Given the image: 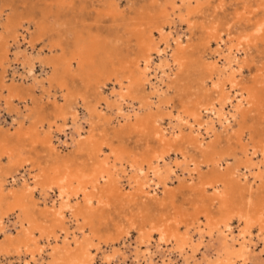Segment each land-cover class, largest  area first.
<instances>
[{
    "label": "bare ground",
    "instance_id": "6f19581e",
    "mask_svg": "<svg viewBox=\"0 0 264 264\" xmlns=\"http://www.w3.org/2000/svg\"><path fill=\"white\" fill-rule=\"evenodd\" d=\"M185 1L186 0H182V3H185ZM186 2L187 3L185 4L188 5L191 4L190 0H187ZM63 7L65 6H62V8ZM176 8L177 7L175 6V2H173L169 8L161 12V16H164V19L165 18L168 19L170 16L175 15ZM201 9H202L201 7H199L198 9H193V13L200 12ZM253 17H254V12L250 11L243 16L241 15V17L239 18L237 17L238 19L235 21L237 22L238 25L239 23H245V24L248 23L249 26H252L251 27L252 30L246 38L243 35L238 37V42L242 43L241 45L247 47L248 49L250 47L253 48L257 47L259 44L264 45V20L254 22V24H252L251 20H253ZM19 20L20 21L13 23L12 26L14 28L13 31H15L13 41L16 44V48L14 52L11 53L15 64L20 66L21 69L25 70L28 76H32L35 73L34 69L36 68V64L38 63L37 61L38 53H36L37 56L33 55L35 51L36 43L30 41L29 42L26 41V43H23L25 41V37H24L25 35H23L19 30L22 28V24H24L22 23L24 19L23 20L19 19ZM173 23L174 21L169 24V27H172ZM6 24L7 23H5V26ZM28 24H30V22ZM134 26H136V24ZM8 27L9 24L5 28ZM155 27L156 26H154V28ZM138 28L139 30L134 33L136 35L135 37H137V41L139 42L138 45H140L141 47L143 45L144 47L143 51L141 50L143 52V55L140 56L138 54L139 59L137 60L133 59V61L124 62L120 70L117 69L115 71L114 70L111 71V72L114 71L113 72L114 75H116L117 73L119 74L121 73L122 75L126 74L123 76L121 75L122 77L120 79L114 76L115 77L114 80L117 79L118 81V83L116 81V84H118L119 86L118 88L120 91H118L117 95L116 94L114 95V93L111 92L110 95L112 96V98L115 97L114 101L113 99L111 100L113 101L112 104H110L109 102L110 99L108 100V97H104L103 95L104 90L107 88L106 86L107 82L105 81L104 83L102 82L100 85L98 84L99 86L96 88L98 90L97 102L95 100L96 105H94L92 108H90L89 106L84 107L86 108L88 114V118H89L88 120L96 118L98 122H103V124L105 125L112 124V119H107L104 117V114L102 113V109H101L102 106H105L106 110L108 111L115 110L116 111L115 114L117 115V117L124 119L125 122L126 120L128 121L131 117L137 119L139 116L138 112H136V110L133 109L134 108L133 105L131 107L129 106L131 105L130 100H128L129 98L132 100H137L138 103L140 104V108L141 107L142 109L148 108L147 110H152L153 105H156L157 109H161L163 105H168L172 99H170L167 96L166 91L164 92L162 91L161 87L157 85V82H154V80L156 79L160 84L165 83L163 80V78L166 75L165 70L167 68H170L169 62L165 57V53H166V49L169 48V43L172 42L176 46V53H175L176 58L174 59L172 64L173 67L176 66L181 71L180 78L174 80L172 87L174 86L176 87L178 85L180 86V90L178 91L180 92L182 90V92L178 93L177 95H179V97L178 96L177 97L179 98L181 105L185 106L186 104L188 106L187 103H189V101H192L196 97L197 98L202 97L203 99L204 94H207L210 91L209 90L207 93H205L208 90L207 88L208 83H211L210 85L211 88L213 87L212 82H215L216 84L214 85L213 88L215 91L214 93L217 95L218 99H216V102L212 101L208 103L206 106L196 107L194 105L192 106V109L180 110L179 112L177 111V115L175 117L172 116V114L169 113L166 114L165 116L169 121L167 123V125L169 126L168 128H165V126L161 124L162 118H159L158 116H157L158 118L156 119L150 118L147 121V123L145 122V124L139 121L141 124L138 122L139 124H137L134 128L132 127L131 128L133 134H137L142 139L143 137L145 138L146 148L144 147L145 149H143V151L142 148L141 151L139 152L129 151V148L128 150L125 148L126 145L121 146L119 148L117 147V149H115L112 146V140L117 137L111 136L109 133H106L107 131L105 130H103L102 134L100 133L98 138L89 136L91 138L82 139L81 141H79L80 143L78 145L79 148L78 150L85 153V156L89 160L88 165H85V162H80V161L79 163L71 162V160H67L61 156H58L59 153L54 147L55 144L53 145V139H56L53 136L54 135L53 133L54 132L62 133L64 132L65 129L64 127H66L65 121L67 120V118L65 117V113L62 109L59 108L58 110L55 111L54 114H52L54 115L56 120L61 119L63 121L62 125L56 123V125L54 124L55 126L54 127L53 124L50 122L48 128L46 127L48 129V133L46 134V137L43 139L42 138L38 139L39 138L37 136L38 130L36 126L28 130L26 129L27 131L23 129L24 130L23 131L21 130L22 128L21 126L25 121H23L20 124L21 121L18 120L20 118L12 119L11 117L12 120L11 126L15 127V124L17 126L18 123V127H15L17 129L16 139L32 138V141L29 145H31L32 147H35L36 145H41L45 147L46 150H48V152L52 154V157H51V162L48 163L46 166H44L43 169H41V172L39 171L40 174H37L36 176L35 175L32 176L30 171H27V175L20 176L19 177L20 179L14 178L13 174L12 176L10 175V173L3 172L5 170L1 166L5 158L9 160L10 158L13 157L12 155L14 154V149H11L9 142V136L11 132L9 130L11 128L8 130L9 134L7 133L9 136L6 133L1 134L0 175L3 176L2 178H0V208H5V210L0 215V234L6 232L5 230L8 227L5 225V220H4L5 217L7 218L10 214H15V213H18L16 215L18 221H16L15 225L16 226L19 225L17 228L19 232L18 233L15 232L16 234L13 232L4 233V238L2 239V241H0V252L6 254L9 252L10 248H13V251L16 253L15 256L17 260V262L14 264H34L39 259L40 261H38L39 262L38 264H43L42 259L44 257L43 253L46 249L45 247H49V249L47 248L48 255L46 256L47 257L46 264H95L97 254L100 251L99 245L102 244V242L98 245H94L92 240L89 239V237H88L89 240H85L84 238L83 241L81 240L82 242L80 243L78 242L79 244L77 245L76 250H72L74 248L71 249L72 246L70 247V244L72 245L73 243L77 244V241L79 240L78 235L80 236L84 234L85 231L84 227L78 225L79 218L80 219L82 218L84 220V223L90 225L95 217L101 218L104 215L108 214V210L111 205L110 202L116 201L120 203L126 202L128 206H135V205L138 206V212L134 214L132 217L131 216L129 217L128 225L131 231L136 230V224L139 225L138 233L135 231V233L138 234L137 237H139L136 244H138V246H140L141 244L145 245V247L147 248L146 253L149 255L148 259H151L152 257L151 255L155 253L161 255L162 259L159 258L161 260V263L156 262L157 261L156 259L154 263H152V260L151 261L149 260L150 264H171V262H169L170 260L169 255L171 256V253L174 252L177 254V257L182 259L183 261L182 264H264V255H262L261 253L255 254L254 252L258 242L263 243L262 252H264V172L261 171L262 167H264V162H263V166L258 165L259 163L253 164L252 159L246 156L248 155L247 154L248 145L244 144V136L248 134L249 136L248 139L251 140L253 143V150H252L253 153L251 152L252 156L260 154L262 158H264V65H261L257 68V75L255 76V78H251L252 81L247 86L244 87L240 85H235V83L232 80L237 75H240L243 70V66L240 65V62L235 57L237 55L236 53H238L241 49L240 48L238 49L237 47L232 48V46L230 47L225 46L226 48L223 51L222 45L225 44L223 43L221 35H211L209 37H205L204 41L200 42L199 44H196L194 46L185 45L184 47H182L183 45L181 44H183V42L180 41L179 37L173 38L171 32L167 35L166 38L165 37L162 38L164 32L163 30H165L163 25L157 27V30H155L159 35H161V40L160 41L158 40V42H155V39L157 38H154V33L152 32V30L148 29L147 31L145 30L142 31L141 26H138ZM52 31H56L58 40L53 41L49 45H52L53 49H55V52L60 51V54H55L54 51L50 50L49 51L50 55L48 54L47 58L41 60L43 62V65L45 66V68L44 67L43 68L51 71L49 77L46 76V79L49 78L48 81L47 80L46 81L49 82L50 84L51 83L56 84L60 90L68 89L69 88L68 78L70 79L76 76L75 74L72 73L73 70L72 65L76 63L77 64L76 67H78V70L80 72H83L85 66L93 65V60L95 59V55L98 53V51H101V49L103 48L99 49V46H97V44H95L92 41L90 42L89 39L90 45L88 46L87 44L88 49H86L84 48L85 46L83 47L79 37L77 38L75 37L74 40L72 41L71 47H69L65 43V40H63L64 37L61 31H58L57 29H53V28L50 29L49 27H46L43 24L37 25L36 33H35L36 38L34 40H38L39 37H43L45 35H50V32ZM26 32H28V30ZM208 35H210L209 32ZM2 38L3 37L0 34V43H2L1 42ZM86 39L87 38H85V40ZM171 40L173 41L170 42ZM212 41H214L215 43L214 45H217L218 48L215 46L217 49L215 51L213 50L214 52L212 54H207V51L211 48L210 45ZM84 43L86 44V42ZM160 43H164V45H166V48L160 50V46H159ZM22 46L23 47L25 46L23 50H21L20 48ZM9 49L11 48H9V46L7 45L5 50L4 51L2 50V58L4 61H7L9 59V53H10ZM212 57L213 58L215 57L216 61H213L212 63L208 62V58H212ZM117 58L118 57H116V59ZM169 60L171 59L169 58ZM221 60H223V64H224V65L222 64L224 66L223 69H222L223 66L220 68L219 65V62ZM0 63L3 62L1 61ZM6 64L4 63V65ZM95 64H97V62ZM112 64L111 66L113 67ZM234 66H236L237 68L235 69ZM252 66L255 67V64ZM92 70L96 72V69H92ZM160 73L162 75L161 77L158 78L157 76ZM113 74H111V77L113 76ZM87 76L88 75H86V77ZM102 76L103 75L99 76V78H101ZM123 80H125L127 83L125 84ZM5 81H4V77L1 76L0 97L2 94H4V91L7 90L5 88L6 86L4 87ZM15 82L14 84H16ZM95 86L97 85L93 84V87ZM4 88L6 90H4ZM118 88H116V90H118ZM138 90H140L141 93L137 92ZM237 90L239 92V95L244 98L241 99L238 103H236V105L232 109L228 108L229 110L227 111L226 106L230 105V100H229L230 95L234 94L233 92L235 91L237 92ZM7 92H6L7 95L5 96H7L8 99L6 100H8L9 102H14L17 100L16 96L18 95H16L13 90H8ZM73 96L74 95L72 93L69 94L67 90V93L63 97H65L66 100H72ZM81 97L82 96L78 94L75 95L73 99L74 103L69 106L71 107L70 110L71 113L69 114V116H71L70 118L72 120V129H73L72 133L74 135H77L78 137L82 136L81 134L82 124L80 125L78 123L80 119L78 115V106H84L83 105L84 103L81 104L82 101V100L80 101ZM14 98L16 100H14ZM23 98L24 97L22 96V99ZM243 106H245L246 109H242ZM125 110L126 111L131 110V111L128 113L126 112L127 114H124ZM166 111L168 110L166 109ZM27 115L29 116V113ZM238 115H240L239 119L241 118L240 120L241 129L235 138L227 139L225 145H221L220 142H218L215 139H212L215 142L210 143V145L208 143L206 148H204V138H203L204 135L207 136L208 134H210V132L215 133L216 131H214V128L217 125H220V127L225 125L227 128H229L230 123L232 121H235ZM30 117L31 116H29V119ZM104 118L107 120L105 121ZM130 121L132 122V120ZM41 122H43V120ZM115 122H117V120ZM248 122L251 123L249 124ZM133 124L134 123H132V125ZM240 125H238V127ZM182 126L187 127L190 131V135L182 136L181 138L183 139L180 140L185 146L188 147V149H191L192 152L191 155H189L190 152L186 150L187 147H182V148L174 147L175 143L172 138L174 135L176 137L175 134L176 131H178L177 134H180L179 131ZM42 127L43 126L40 125L38 128H42ZM1 130L3 131V129ZM118 131L116 130V132ZM128 135L129 134L127 133V136ZM134 136L135 135H133V137ZM118 137H120V135ZM129 137H131V134L129 135ZM221 138L222 137H220V139ZM122 140L120 139V142ZM138 141H142V140L139 139ZM181 141L179 144H181ZM142 142H144V140ZM151 143L156 144L158 148L159 146L163 147L162 148L163 150L160 148L161 151L159 150L160 151L159 152L155 150L154 147L150 148L149 146L151 147L153 146ZM238 149L244 156H246V159L247 157L249 158L247 160L245 159L246 160L245 163H243V161L242 162L240 161V159L238 158L239 156L237 157L236 151ZM105 150L108 152H105ZM15 151L17 152L16 155L19 158V160L16 162L15 165H18L19 169H24L26 165H24L25 163H23V161L20 159L21 153L18 152L17 150ZM171 151L175 152V157L177 158V160H175L174 162L173 161L171 162L169 160L171 163H173L172 166L169 164V162L166 161V158L170 157ZM186 155L187 157L189 156L188 158L191 159L190 163L194 165L193 172H196L197 174V182L194 185H191L189 187L187 186L189 188V191L192 193L191 197L186 199L187 204L189 206L188 208H184L182 205L175 204L174 197L176 193L174 192L176 191L172 192L169 185L170 176H174L173 178H176L178 177L177 175L178 171L184 172L185 170H188L187 168L186 169L183 168L184 170L182 169L183 165L188 164L187 159H185ZM230 161L233 162L230 163ZM9 162L10 161H8V163ZM24 162L27 161L24 160ZM124 162H126L127 165H129V170L132 173H135V175L132 176V180H131L134 183V185L133 187L130 185V188H134V189L129 199H126L127 189L126 190L124 189L123 187L124 184L123 185L121 184L122 182H120L119 178L118 179L117 177L114 178L115 174L113 175V171H112L116 166L123 167ZM35 164L39 165V163L37 162H35ZM205 169H207L206 172L204 171ZM121 174L123 173L121 172ZM191 175H192V171L191 174H189V176ZM250 175L252 176L251 177L252 182H250L252 184L247 183L250 179L249 178ZM189 176L188 178H190ZM241 176L242 179L240 178ZM180 182L181 181H179V184ZM255 184H257V188L253 189L256 187V186L253 187V185ZM180 185H178L177 189L174 190H178L179 192L181 188L183 189V187ZM160 187H162L163 189V193L162 192L161 193L165 196V197L163 196L165 199L161 201L158 200L152 203V207L154 205L156 206V209L157 207L161 209V211L155 212V214L152 215L150 208L148 207V204L145 205L144 201H146L147 199H151L154 201L155 199L157 200L156 193L157 191L160 190L159 189ZM37 193L40 197V198L38 197L39 200L42 202V205H44L39 213L36 212V209L38 208L40 203L34 201L35 196H37L36 195ZM80 199H82L83 201V206H78L79 203L78 201ZM139 201H141L140 204L141 208L138 204ZM95 203L97 204L96 208H95ZM153 217L155 218L152 219ZM188 219H190L191 223L187 225L186 231L181 233L179 225L186 223L185 221H187ZM233 220H236L237 223L243 222L242 223L243 228L241 230H238L239 231L238 234L236 233L237 232L236 231L235 235H233L234 233L231 227L232 226L231 222H233ZM201 222L203 223L205 222L204 228L202 230H200ZM74 224H76V227L73 226ZM147 224L149 225V229L147 231H143V228L145 230V226ZM72 226L76 228V230L73 229L74 231H72L71 230ZM120 227L119 226L116 227V232L119 234H121L122 231ZM254 227H257L259 231L256 234V236H253L252 233L253 232L252 229ZM192 230L195 231L196 235L194 236H197V239L195 241L193 239V236H191V234L189 235L190 232H193ZM60 233H62L63 235V240H60L61 239ZM124 233L125 235L122 234L124 235L123 237L127 236L130 232L124 231ZM155 234L158 235V239L155 240L156 252L150 253V249L153 246L152 243L153 236ZM119 237H117V239ZM206 239L207 242L206 244H204ZM41 241L45 242L44 244L45 247L43 248H40ZM42 242L41 244L43 245ZM138 246H136L135 249L133 250V251L136 250L135 254L134 253L133 254L135 255L137 260L139 259L138 257L141 255L140 253L143 250V249L138 250L137 249L139 248ZM203 247L206 249V252L205 253L202 252L204 254H202L201 256L199 255L200 259L198 260L197 258L196 260L197 253L200 252L201 248ZM121 251L123 253V250ZM117 252L118 251L113 252L112 250L113 254L111 253L112 255L109 256L105 255L103 252L102 255L104 254V256H102L101 259L99 258L100 264H113V259L118 255L121 256L122 258L121 260L125 262L124 260L125 258L123 257V254L121 253L119 254L118 252V255H115V253ZM144 257L145 255L142 253L141 258ZM152 258H154V256ZM139 262L137 263L139 264Z\"/></svg>",
    "mask_w": 264,
    "mask_h": 264
},
{
    "label": "rangeland",
    "instance_id": "374dc122",
    "mask_svg": "<svg viewBox=\"0 0 264 264\" xmlns=\"http://www.w3.org/2000/svg\"><path fill=\"white\" fill-rule=\"evenodd\" d=\"M186 1H185V3H187ZM195 1L196 0H190L192 5L191 4L188 5V4L182 3V0H0V10H1L0 11V15H1V17H0V34L3 37L1 40L2 43H0V62L1 61L3 62V63H0V78L2 76V77H4V81L6 80L4 87L6 86L5 88L7 89L6 90L4 88V90H6V91H4V94H2L0 97V104H1L0 105V107H1L0 108V128L3 129V131L0 129V137H1V134H3V133L7 134L9 131H11L10 132L11 137L8 135L9 133L7 135L9 136L10 147H11V149H14V154L12 155L13 157L10 158L9 160L7 158H5L6 160L4 159V161L1 165L3 167V169L5 170L3 172L10 173V175L13 174L14 176L13 175L12 176L14 178H17V179L22 175H27V171H30L32 176H34V175L36 176L37 174H40L41 169H43L44 166H46L48 163L51 162V157H52V154L49 153L45 147H43L41 145H36L35 147H32L31 145H29L32 141V138H28V139H26V138L18 139L17 138L16 139V136H17L16 130L17 129L15 127H18V123H17V126L15 124V127L11 126V122H12L11 117H12V119L20 118V119H18L19 121H21L20 124L23 121H25V122H23V124L21 126L22 127L21 130H23V129L28 130V129H31L32 127L36 126L37 130H38L37 131V136L39 137L38 139H40V138L43 139L46 137V134L48 133L47 128H48V125L50 122L53 124V126H54V124L56 125V123L62 125L63 121L61 119L56 120L54 115H52L59 108L62 109L65 113V117L67 118V120L65 121L66 127H64L65 129H64V132H62V133H58V132L53 133L54 134L53 136L56 138V139H53V145L55 144L54 147L56 148L57 152L59 153L58 156H61L67 160H71V162L79 163V161H80V162H85V165H88L89 160L85 156V153L78 150L79 149L78 145L80 143L79 141H81L82 139H88V138H91L92 136L94 138H98L100 133L102 134L103 130H105V131H107L106 133H109L111 136H115L118 138V140H117V138H114L115 141H114V139L112 140V146L115 149H117V147L119 148L121 146L126 145L125 148L127 150L129 148V151L139 152V151H141V148L143 151V149L146 148L145 138L144 137H143V139L140 138L137 134H133V131H132V128H134L137 124H139L140 122L145 124V122L147 123V121L150 118L156 119L159 117V118H162L161 124L163 126H165V128H168L169 126L167 125V123L169 121H168L167 117L165 116L166 114L169 113L175 117L177 115V111L179 112L180 110L192 109V106H194V105L196 107L197 106H206L208 103H210L212 101L216 102V99H218V98H217V95L214 93L215 91L213 88L214 85H216V84H215V82H212L213 87L211 88V86H210L211 83H208V85H207L208 90L206 88L207 91L205 92V93H207L210 90L207 93L208 95L210 94L209 96L207 94H204V96L202 95L203 99H202V97H199V98L196 97L195 99H193L192 101H189V103H187L188 106L186 104H185V106L181 105L179 98H178L179 95H177V94L181 93L182 90L180 92L178 91V90H180L179 85L176 86L177 88L175 86L172 87L174 80L180 78L181 71L176 66L173 67V64H172V62L176 58V56H175L176 46L172 42L173 40H171L170 42H172V43H169V48L166 49L167 54L165 53V57L167 58V60L169 62V66L171 68V69L167 68L165 70V73L167 76L165 75V77H164L165 79L163 78V80L166 84L165 83L160 84L156 79L154 80V82H157V85H159L161 87L162 91L163 92L166 91L167 96L170 99H172L168 105H163L161 107V109H157L156 105H153L152 110H147L148 108H143V109H142V107L140 108V104L138 103L137 100H132L129 98L128 100H130V103H131V105H129V106L131 107L133 105V107H134L133 109L136 110V112H138V115H139L138 118L141 116L139 119L138 118L134 119V117H131L132 119L130 118L128 121L126 120V122L128 123L127 124L124 119L117 117V115L115 114V112H116L115 110H113L114 111V113H113V111H108V110H106L105 106H102L101 109H102V113L104 114V117L107 119H112V124L105 125V124H103V122H98L96 118L88 120L89 119L88 114H87L86 108H84V107L89 106L90 108H92L94 105H96L95 103L97 102V96H98L97 95L98 90L96 88L102 82L104 83L106 81L107 82L106 83L107 88L104 90L103 95H104V97H108V100L110 99L109 100L110 104H112L115 97L112 98V96L110 95L111 92H113L114 95L115 94L117 95L118 91H120L118 88L119 87L118 84H116L117 79L114 80V78L116 77V78L120 79L123 75H126V74L122 75L121 73L120 74L117 73L116 75H114L113 72L117 69L120 70V68L123 66L124 62H130V61H133V59L137 60V59H139V55L140 56L143 55L142 51H143L144 47H143V45H142V47L140 45H138L139 42L137 41V37H135L136 35L134 33V32L139 30L138 26L142 27V31H144V30L147 31L148 29L152 30V32L154 33V38H157V39H155V42H158V40L159 41L161 40V35H159L157 33V31H155V30H157V27H160L163 25L165 30H163L164 32H163L162 38H164V37L166 38L167 35L171 32L173 38L179 37L180 41L183 42V44H181V45H183L182 47H184L185 45L186 46L187 45L194 46L196 44H199L200 42L204 41L205 37H209L211 35H221L223 43L225 44V45H222L223 51L226 47H230V46H232V48L237 47L238 49L239 48L241 49L240 51L238 50L240 53L238 51H235V52H238V53H236L237 55L235 57L240 62V65L243 66V70H242V73L240 75H237L235 77L236 79L234 78L232 81L235 83V85H240V86H244V87L247 86L252 81L251 78H255V76L257 75V68L261 65H264V45L259 44L257 47H254V48L250 47L249 48L250 50L247 47L241 45L242 43L238 42V37L243 35L246 38L248 36V34L251 32L252 26H249L248 23H246L248 26L245 23H239V25H238L237 22H235V21L239 17H241V15L243 16L250 11L254 12L253 20H251L252 24H254V22L264 20V0H197L196 2ZM211 1H213V2H211ZM61 2H63V3H61ZM173 2H175V6L177 7L175 9V15L170 16L168 19H166V18L164 19V16H161V12L164 11L165 9L169 8ZM62 4H64V5H62ZM155 4H156V6H155ZM62 6H65V7L62 8ZM59 7H60V9H59ZM199 7L202 8L200 10V12H197V13L194 12L193 13V9H198ZM109 11H111L112 13ZM190 11H192V12H190ZM19 19H22V20L24 19L23 20L24 22L22 21V23L25 24V25L22 24V28L19 30L23 35H25L24 36L25 41L23 43H26V41L36 43L35 44V51H34L35 54L33 53V55L37 56L36 53H38V60H37L38 63L36 64V68L34 69L35 73L32 76H28V74L25 70L21 69L20 66L15 64L13 57H12V53L14 52V50L16 48V44L13 41L15 31H13L14 28L12 26H13V23L20 21ZM171 20H173L174 23L172 24V27H169V24L171 22H173ZM187 21H188V23H187ZM27 22L28 23L30 22V24H28ZM32 22H34V23H32ZM5 23H7L6 26L9 24V27H10V28L8 27L9 29L5 28L6 27ZM26 24H28L29 26ZM39 24H43L44 26L49 27L50 29L53 28V29H57L58 31H61L63 33V37H64L63 40H65V43L69 47H71L72 41L74 40V38L79 37L81 42H82L83 47L85 46L84 48H86V49H88V46L90 45L91 41L94 42L95 44H97V46H99V49L103 48V49H101V51H98V53L95 55L96 60L95 59L93 60V65L85 66L83 72H80L78 70V67H76V65H77L76 63L74 65H72L73 66L72 67L73 68L72 73L75 74L76 76L73 78H70V79L68 78V85H69L68 89H63V90L61 89L60 90L56 84H54V83L50 84L49 82H47L49 78L46 79V76L49 77V75L51 74V71L48 69H44L45 66L43 65V62L41 60L48 57L50 50L54 51L55 54H60V51L55 52V49H53L52 45H49L53 41L58 40L57 35H56L57 34L56 31H52V32H50V35H45L43 37H39L38 40H34L36 38V34H35L36 33V27ZM135 24H136V26H134ZM160 24H162V25H160ZM203 24H204V26H203ZM32 25L33 26L36 25V26L33 27ZM125 26H127V27H125ZM154 26H156V27L154 28ZM133 29H134V31H133ZM27 30L29 33L26 32ZM131 30L133 31V33ZM6 31H8V32H6ZM208 32L210 35H208ZM204 34H205V36H204ZM51 35H52V37H51ZM105 36H106V38H105ZM85 38H87V39L85 40ZM94 38H95V40H94ZM41 39H42V41L44 40L45 42L44 41L42 42ZM89 39H90V42H89ZM96 41L97 42L99 41V42L97 43ZM84 42H86V44ZM37 43H38V45H37ZM5 44H7L9 46V48H11V49H9V51H10L9 59L7 61H4L2 58V50L4 51L6 46H7ZM87 44H88V46H87ZM214 44H215L214 41H212L211 45H210L211 48L207 51V54H212L218 48V46L214 45ZM163 45H164V43H160V45H159L160 50L166 48V45H164L165 47ZM237 45H239V46H237ZM20 48H21V50H23L25 48V46L24 47L22 46ZM110 49L112 50V53H111ZM116 57H118L119 60H118V58L116 59ZM106 58H107V60H106ZM169 58L171 60H169ZM9 60H11V61H9ZM119 61H122L123 63L119 62ZM213 61H216L215 57L214 58L213 57L208 58V62L212 63ZM96 62H97V64H95ZM4 63L5 64L7 63V64L4 65ZM248 63H250V64H248ZM111 64L113 65V67L111 66ZM222 64H223V60H221L219 62L220 68L224 65V64L223 65ZM254 64H255V67L252 66ZM41 65H42V67H41ZM16 66H17V69H16ZM99 67H101V68H99ZM103 67H104V69L105 68L106 69L104 70ZM76 68H77V70H76ZM223 68H224V66L222 67V69ZM234 68L236 69L237 67L234 66ZM92 69H96V72H94V70H92ZM41 70H43V71H41ZM112 70H114V71L111 72ZM3 71L5 72V74ZM14 71H15V73H14ZM16 71H17V73H16ZM103 72L105 73V75ZM42 73H43V75H42ZM20 74H22V75H20ZM85 74L88 76L86 77ZM111 74H113L112 77H111ZM89 75H90V77H89ZM101 75L106 76V77L102 76L103 78L102 77L99 78V76H101ZM161 75L162 74L160 73V74H158L157 77L159 78V77H161ZM36 78H37V80H36ZM43 78H44V81H43ZM104 78H105V80H104ZM106 78H108V79H106ZM45 81H46V84H45ZM123 81L125 84L127 83L125 80H123ZM14 82L16 84H14ZM22 83L23 84L25 83L26 85L25 84L23 85ZM38 83H39V86H38ZM89 83H90V86H89ZM112 83H113V85H112ZM117 83H118V81H117ZM93 84L97 85V86L93 87ZM33 87H35V88H33ZM116 88H118V90H116ZM8 90H13L14 93L16 95H18V96H16V99L18 101L15 98H14V100H16V101H14V102H9L8 100H6V99H8V97L5 95H7ZM42 90H44L45 92ZM67 90H68L69 94L72 93L74 96L77 94L82 96L80 98V101L81 100L83 101V102L81 101V104L84 103L83 104L84 106H78V115L80 118L78 123L80 125L82 124L81 125V134H82L81 137H78L77 135H74L72 133V130H73L72 129V120L70 118L71 116H69V114L71 113V111H70L71 107H69V106L74 103V100H73L74 96L72 97V100H66V98L63 96L67 93ZM137 92L141 93L140 90H138ZM146 93H148V92H146ZM233 93L234 94H231L230 98H229L230 105L226 106L227 111L230 108L232 109L236 105V103H238L241 99L244 98V97L239 95L238 90H237V92L235 91ZM48 94H49V96H48ZM50 94H51V96H50ZM22 96L24 97L23 99H22ZM64 98H65V100H64ZM45 99H47V100H45ZM112 99H113V101H111ZM199 99H200V102H199ZM204 99L206 102L204 101ZM95 100H96V102H95ZM2 102H4L5 104ZM201 102L203 103V105ZM17 104H19V105H17ZM135 106H137V107H135ZM186 106H187V108H186ZM14 109H16V110H14ZM19 109H20V111H19ZM166 109L168 111H166ZM242 109H246L245 106H243ZM7 111H8V113H7ZM18 111H19V113H18ZM130 111L125 110L124 114H127ZM28 113H29V116H31L30 119H29V116L27 115ZM49 115H51V116H49ZM239 117H240V115H238L236 117L235 121H232L230 123L229 128H227L225 125L220 127V125L216 126V124H215L216 127L214 128V131H216V132L215 133L210 132V134L207 135L208 137L205 135L203 137L204 138V148H206L208 143L210 145V143L215 142L212 139L217 140L218 142H220L221 145H225V142L227 139L235 138L241 129V125H240L241 118L239 119ZM118 118H119V120H118ZM107 119H105V121ZM173 119H175V118H173ZM42 120H43V122H41ZM116 120H117V122H115ZM130 120H132V122ZM105 121H104V123H105ZM132 123H134V124L132 125ZM236 123H238V124H236ZM248 123L250 124L251 122H248ZM38 125L39 126L42 125L43 129L38 128L39 127ZM238 125H240V126L238 127ZM86 129H88V130H86ZM44 130H45V133H44ZM116 130L117 131L119 130L118 131L119 133L116 132ZM125 130H128V131H125ZM1 131H2V133H1ZM13 131H15V132H13ZM42 131H43V133H42ZM177 132L178 131H176V133H175L177 138L175 137V135L172 138L174 140V143H175L174 147L175 148L187 147L182 143L181 140L183 138H181V137L190 135L189 129L185 126H182L180 131H179L180 134H177ZM232 132H233V134H232ZM38 133H39V135H38ZM127 133L129 135L131 134V137H129V135L127 136ZM121 134H123L124 136ZM119 135H120V137H118ZM133 135H135V136L133 137ZM246 135L244 136V144L248 145L247 146V149H248L247 154L248 155H246V156H248L250 159H252L253 164L259 163L258 165L263 166V162H264L263 159L264 158H262V156L260 154L252 156L253 143L251 140L248 139L249 138L248 134H246ZM89 136H91V137H89ZM220 137H222V138L220 139ZM216 138H218V139H216ZM58 139L60 140V142ZM120 139L121 140L123 139V140L120 142ZM131 139L133 140V142ZM137 139L138 140L140 139L142 141L144 140V142L138 141ZM180 141H181V144H179ZM131 142H132V145H131ZM116 144H117V146H116ZM151 144L153 146L152 147L149 146V147L150 148L154 147L155 150H157V151H159L160 148L161 149L163 148L160 146L158 148V146L154 143H151ZM15 150H17L18 152L21 153L20 159L23 161V163H25L24 165H26V167L24 169H19L18 165H15L16 162L19 160L18 156L16 155L17 152ZM186 150H188V152H190L189 155H191V153H192L191 149H188V147H187ZM105 152H108V151L105 150ZM236 152H237V157L239 156L238 158L240 159L241 162L243 161V163H245V161L247 159H249L248 157L246 159V156H244L240 152L239 149ZM42 153H44V154H42ZM171 156H172V158H171ZM173 157H174V160H173ZM188 157H187V155L185 157V159H187L188 164L183 165V167H182V169L187 168L188 170H185L184 172L178 171L177 172L178 177H176V178H173L174 176L169 177L170 188H171L172 192L176 191V192H174V193H176V195L174 197V202L176 205H182L184 208L189 207L186 199L190 198L192 195V193L189 191L188 187L191 185H194L197 182V174H196V172H193L194 165L192 163H190L191 159ZM24 160L27 162H24ZM169 160L171 162L172 161L174 162L175 160H177V158L175 157V152L171 151L170 157L166 158V161L169 162V164L172 166L173 163H171ZM8 161H10V162L8 163ZM35 162L39 163V165H36ZM185 162H186V160H185ZM231 162H233V161H230V163ZM27 163H28V166H27ZM124 163H123V167L122 166H116V167H114V169L112 171H113V175L115 174L114 178H116V177H117V179L119 178L120 182H122L121 184L122 185L124 184L123 185L124 189L125 190L127 189L126 190L127 191V193H126L127 198L126 199H129L131 197L130 195H132L133 189H134V188H130V185L132 187L134 185V183L131 180H132V176H134L135 173H132L129 170V165H127L126 162H124ZM122 168H124V169H122ZM123 170H125L126 173ZM206 170L207 169H205L204 171L206 172ZM191 171H192V175L189 176V174H191ZM261 171L264 172V167H262ZM121 172L123 174H121ZM187 174L190 178H188ZM130 175H131V177H130ZM2 176L3 175H0V178H2ZM251 177L252 176L250 175L249 176L250 179L247 182L248 184H252V183H250V182H252ZM240 178L242 179V176ZM179 181L182 182V183L180 182L181 185L179 184ZM178 185L183 187V189L181 188V190H179V192H178V190H174V189H177ZM253 187H255L253 189H256L257 184L253 185ZM159 189H158L159 191H157V193H156L157 200L155 199V201H154L151 199H147L146 201H144L145 205L148 204V207L150 208L152 215H154L155 212L161 211V209H159L158 207L156 209V206H154V205L152 207V203H154L158 200L161 201V200L165 199L164 198L165 196L162 194L163 193L162 187H160ZM161 189H162V191H161ZM129 190H131V191H129ZM36 195L37 196H35L34 201L40 203V205L36 209V212L39 213L40 210H42V207L44 205H42V202L39 200L40 197H39L38 193ZM78 202H79L78 206H83L82 199H80ZM110 203H111V205L109 207L108 214L104 215L101 218L95 217L90 225L84 223V220L82 218L81 219L79 218L78 225L83 226L85 231H84V234H82L80 236L78 235L79 240L77 241V244L76 243H73V245L70 244V247L72 246L71 249L74 248L72 250H76L77 245L80 242H82L83 239L85 238V240H89V239L92 240L94 245H98L102 242V244L99 245L100 251L97 254L95 264L97 262H98L97 264H100V259L102 256H104V254L107 256L112 255L113 254L112 250H113V252L118 251L119 254L120 253L123 254V257L125 258L124 259L125 262L122 261L121 256H119L118 252H117V253H115V255H118V256L113 259V264H126V263L127 264H135V263L138 264L137 262H139V261H140L139 264H150L149 260L150 261L152 260V263H154L156 261V259H157L156 262L161 263V260H160V259H162L161 255L158 253L157 254L155 253L156 252L155 240L158 239V235L155 234L153 236V241H152L153 246L150 249V253H155V254L151 255L152 257L154 256L155 259L152 257H151V259H148L149 255L146 253L147 248L145 247V245L141 244L140 246H138V244H136L139 237H137L138 234H136L135 231L138 233V228H139L138 226L139 225L136 224V230L131 231L129 229V225H128L129 224L128 223L129 217L130 216L132 217L134 214H136L138 212V206H136V205L135 206H128V204L126 202L120 203V202H116V201H113V202L111 201ZM138 204L140 206L141 201H139ZM96 207H97V204L95 203V208ZM140 208H141V206H140ZM4 210H5V208H0V215L3 213ZM17 214L18 213L10 214L7 218L5 217V219H4L5 225L8 227L6 228V230H5L6 232H4V233H10V232L18 233L19 232V230L17 229L19 225H17V226L15 225L16 221H18L17 216H16ZM154 218L155 217H153L152 219H154ZM185 222L186 223L179 225L181 233L185 232L187 225H189V223H191L190 219H188ZM242 223L243 222L237 223L236 220H233V222H231L232 231L234 233L233 235H235L236 233L238 234V232H239L238 230H241L243 228ZM204 224H205V222L204 223L201 222L200 230H202L204 228ZM147 225L145 226V230L143 228V231H147L149 229V225L148 226ZM73 226L76 227V224H74ZM73 226L71 227L72 231L76 230V228H74ZM117 226H119V227L121 226L120 227L122 230L121 234L116 232ZM256 228L257 227H254L253 228L254 230L252 229L253 236H256V234L259 232L258 228L257 229ZM124 231L130 232V233L127 236L123 237L125 235ZM4 233L0 234V241H2V239L4 238ZM60 234H61L60 240H63V235H62V233H60ZM122 234H124V235H122ZM190 234H191V236H193V239L195 241L197 239V236H194V235H196L195 231L190 232L189 235ZM88 237H89V239H88ZM117 237H119L121 239H119V238L117 239ZM135 239H136V241H135ZM41 242H40V248L45 247V245H44L45 242L44 241L42 242L43 245L41 244ZM206 242H207V239L205 240L204 244H206ZM74 246H76V247H74ZM136 246L139 247V248H137L138 250H141V249L144 250V251L143 250L141 251V253H140L141 255L138 257L139 258L138 260L136 259L135 255H134L136 250L133 251ZM45 248H46L45 251H47V252L44 251V253H43V256H44L42 259L43 264L47 263L46 262V260H47L46 256L48 255L47 253H48L49 247H45ZM145 248H146V251H145ZM204 249H205L204 247L201 248L200 252L197 253L196 260H197V258L199 260L200 256L206 252V249L205 250ZM262 249H263V243L258 242L257 246L255 248V251H254L255 254L261 253L262 255H264V252H262ZM121 250H123V253ZM103 252H104V254L102 255ZM202 252H204V253H202ZM142 253L145 255V257L148 255L146 258L144 257L146 260L144 258H141ZM15 254L16 253L13 251V248H10L9 252L6 254L3 252H0V264H12V263L14 264V263H16L17 260H16ZM126 256H127V259H126ZM169 259H170L169 262H171V264L172 263L173 264H182L183 263L182 259L177 257V254L175 252L171 253V256L169 255ZM38 261H40V259ZM38 261L36 262L37 264L39 263ZM36 263H34V264H36Z\"/></svg>",
    "mask_w": 264,
    "mask_h": 264
}]
</instances>
